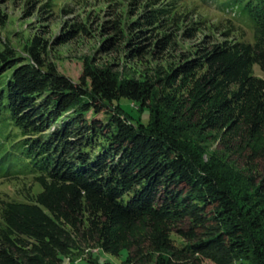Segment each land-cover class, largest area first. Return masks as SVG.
Returning <instances> with one entry per match:
<instances>
[{"label": "trees", "instance_id": "trees-1", "mask_svg": "<svg viewBox=\"0 0 264 264\" xmlns=\"http://www.w3.org/2000/svg\"><path fill=\"white\" fill-rule=\"evenodd\" d=\"M137 1L132 54L145 50L147 31L154 52L202 37L168 75L188 78L186 96L147 122L117 100L151 110L154 84L85 59L74 80L39 33L22 53L0 48V177H31L23 197L0 193V264H55L83 244L127 248L124 264H264V0H217L250 26V39L232 37L231 24L194 20L179 0ZM78 30L85 26L60 40ZM189 122L220 131V158L203 161L208 148L196 145Z\"/></svg>", "mask_w": 264, "mask_h": 264}, {"label": "rangeland", "instance_id": "rangeland-1", "mask_svg": "<svg viewBox=\"0 0 264 264\" xmlns=\"http://www.w3.org/2000/svg\"><path fill=\"white\" fill-rule=\"evenodd\" d=\"M49 1H51V7L47 10L49 6L43 5ZM160 1L159 5H162L166 0ZM177 3L178 10H184L194 20H203L207 25L231 24L235 28L230 33L232 37L248 39L252 37V29L241 21L236 10L220 4L217 0H179ZM143 10L144 8L139 6L137 0L134 2L133 0H0V15H6L5 24L0 25V48L4 42H7L22 53L23 45L34 33H39L48 40L49 59L57 65L60 72L74 80H77L80 75L85 59L95 66L111 67L121 78L129 77L154 84V92L151 98L146 100V104L151 105V110L148 107L142 109L138 102L126 97H120L117 100L125 111L140 119L141 122H147L150 113L152 117L156 115L155 110L158 107L161 112L165 109L168 111L173 104L172 101L175 103L186 96L188 78L183 76L180 79V76H177L174 81L169 79L168 75L183 61L184 54L193 53L202 37L200 33L184 39L179 36L169 49L154 52L153 38L148 36L151 32L147 31L143 34L147 38L141 40V43L147 44L145 50L140 54H132L131 47L134 44H131L129 40L138 30L137 27H133L132 22ZM114 21L121 28V31L116 34L110 27ZM75 23H82L85 30H78L66 40H60V36L69 31ZM188 25L189 23L182 22L180 29ZM206 30L209 29L206 28ZM219 34L215 32V36ZM11 71L12 68L3 74V81ZM255 72L262 74L257 66H255ZM167 96H171L172 99H166ZM197 118L196 115L191 120L196 121ZM178 121L181 123L178 128H184L185 123L182 120V122ZM192 124L191 136L194 137L196 145L204 144L208 148V151L202 155L203 161L220 158L222 154V148L219 146L220 131L200 130L198 123ZM174 125L177 127L176 124ZM228 159L231 162L234 159L233 154H230ZM239 164L237 165L240 166ZM261 167L262 164H260ZM30 181L29 175L20 174L16 178L11 175L1 176L0 193L4 192L9 196L21 198L23 197L21 191L26 190ZM38 189L37 184L31 186L32 191ZM172 237L176 242H184V239L175 233H172ZM127 253V248L114 254L103 251L97 245L83 244L80 248L63 254L55 264H90L89 261L99 264H124L123 260ZM203 264L214 263L205 259Z\"/></svg>", "mask_w": 264, "mask_h": 264}]
</instances>
